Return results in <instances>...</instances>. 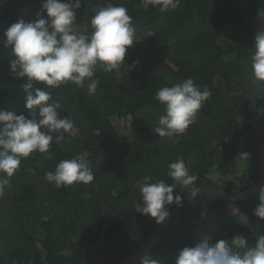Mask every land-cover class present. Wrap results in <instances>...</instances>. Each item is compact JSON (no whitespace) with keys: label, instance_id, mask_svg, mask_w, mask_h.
I'll return each instance as SVG.
<instances>
[{"label":"trees","instance_id":"1","mask_svg":"<svg viewBox=\"0 0 264 264\" xmlns=\"http://www.w3.org/2000/svg\"><path fill=\"white\" fill-rule=\"evenodd\" d=\"M108 4L127 8L139 42L118 69L97 67L94 95L70 82L51 89L42 82L34 85L51 91L61 104V117L71 119L74 128L47 153L24 158L0 197V264H122L158 225L135 213V203H143L137 181L146 175L175 184L174 195L182 197L192 187L240 192L259 178L248 100L254 39L235 0H180L166 12L145 10L140 0H81L76 30L90 35L94 9ZM256 5L250 8L260 20ZM40 7L41 0H7L0 7V108L26 116L21 88L26 78L9 72L14 57L3 35L18 20L35 19ZM189 78L201 91L208 89L210 98L183 135L159 137L151 131L165 113L157 91ZM258 112L264 131V81ZM114 118L132 131L127 141H118ZM85 152L93 182L57 188L45 179L61 160ZM178 159L198 176L194 185L182 186L167 175L168 165ZM237 164L243 170L236 180L218 184L209 177L213 170ZM258 193L236 203L213 196L191 201L147 255L174 264L178 252L204 234L213 242L243 236L254 246L257 234H264V220L254 215Z\"/></svg>","mask_w":264,"mask_h":264},{"label":"clouds","instance_id":"2","mask_svg":"<svg viewBox=\"0 0 264 264\" xmlns=\"http://www.w3.org/2000/svg\"><path fill=\"white\" fill-rule=\"evenodd\" d=\"M5 3L7 0H0V7ZM140 3L145 10L151 6L166 12L178 7L180 0H140ZM80 7L81 0H41L35 19H20L4 32V46L11 48L14 57L9 60L8 70L14 77L26 78L21 88L28 115L0 108V197L10 187L11 178L24 158L34 152L47 153L53 142L60 144L64 133L74 128L71 119L61 117L58 111L61 104L52 99L51 91L34 85L42 82L51 89L70 82L79 88L87 86L88 95H94L98 84L92 78L97 67L105 72L118 69L126 63L128 49L139 42L126 7L108 4L94 9L90 35L76 30V10ZM253 47L251 69L256 80L264 81V30L256 34ZM137 63L134 61L130 67ZM210 96L208 89L201 91L191 78L162 87L155 99L164 105L165 113L151 131L159 137L179 138L196 122L197 113ZM88 156L85 152L61 160L54 172L45 173V179L57 188L93 182L95 175ZM240 156L248 158L247 153ZM167 175L186 187L198 180V176L190 174L183 159L170 163ZM136 186L143 203H135V213L153 218L158 225L168 220L171 206H182L184 197L174 195L175 184L164 180L153 182V177L146 175ZM199 190L192 187L190 197L196 198ZM258 199L254 215L264 220V185L259 189ZM139 264L161 262L146 254ZM174 264H264V234H257L254 246L243 236H233L231 242L224 238L213 242L211 235L204 234L194 246L183 247Z\"/></svg>","mask_w":264,"mask_h":264},{"label":"water","instance_id":"3","mask_svg":"<svg viewBox=\"0 0 264 264\" xmlns=\"http://www.w3.org/2000/svg\"><path fill=\"white\" fill-rule=\"evenodd\" d=\"M240 6L243 13L245 24L253 36L255 44L256 34L264 30L263 25L257 15L251 10L250 4L255 3L264 6V0H235ZM255 51V49H254ZM261 81L255 79L251 71L248 100H249V121L252 130L253 141L255 145L256 155L259 164V178L255 184L249 188L235 193H227L218 188L198 187L199 193L196 198L187 194L182 202L181 207L174 206L170 210V216L164 224L157 225L151 233L138 245L134 252L122 264H137L140 259L149 253V251L161 240L165 233L172 227L177 218L180 216L184 208L193 200L202 197H219L227 202H239L248 199L257 193L262 185H264V131L258 112L259 93Z\"/></svg>","mask_w":264,"mask_h":264},{"label":"rangeland","instance_id":"4","mask_svg":"<svg viewBox=\"0 0 264 264\" xmlns=\"http://www.w3.org/2000/svg\"><path fill=\"white\" fill-rule=\"evenodd\" d=\"M257 14L260 17V20L264 22V7L260 5H256ZM263 25V23H262ZM264 28V27H263ZM124 83H127V78L121 76ZM112 124L115 128V133L118 141H127L132 136V131L129 127L126 126V123L119 118H114ZM244 162V161H243ZM242 165L237 164L233 167H224L222 169H216L211 171L209 177L215 183L221 184L226 180H236L237 176H239L242 171ZM198 214V213H196ZM211 228V227H210ZM99 264V263H95Z\"/></svg>","mask_w":264,"mask_h":264}]
</instances>
